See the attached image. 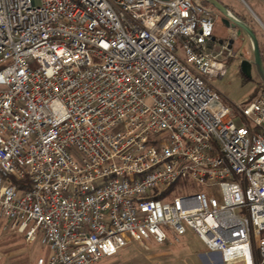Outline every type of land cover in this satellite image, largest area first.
<instances>
[{
  "label": "built area",
  "instance_id": "obj_1",
  "mask_svg": "<svg viewBox=\"0 0 264 264\" xmlns=\"http://www.w3.org/2000/svg\"><path fill=\"white\" fill-rule=\"evenodd\" d=\"M220 15L205 0H0V218L49 249L33 264H98L188 230L224 264H264V88L234 105L213 89L239 36L214 39Z\"/></svg>",
  "mask_w": 264,
  "mask_h": 264
},
{
  "label": "rangeland",
  "instance_id": "obj_2",
  "mask_svg": "<svg viewBox=\"0 0 264 264\" xmlns=\"http://www.w3.org/2000/svg\"><path fill=\"white\" fill-rule=\"evenodd\" d=\"M232 5L236 11L246 15L251 14L245 0H222ZM227 6V5H226ZM228 7V6H227ZM229 8V7H228ZM256 32H264L262 27H256L251 18L246 17ZM225 17L221 14L217 19L214 31V39H226L229 36ZM239 31V28L237 27ZM264 40V37L262 38ZM232 57L225 58L227 65L226 75L222 78H212L211 85L219 92L230 105H234L248 99L251 94L264 88V82L260 73L253 64L250 75L243 73L242 60L254 63V52L251 40L245 31L239 33L234 40ZM34 68L35 65L32 64ZM238 123V122H237ZM184 190L176 189L175 194H182ZM49 249L43 246L39 236L29 242L24 234L15 232L10 225L0 218V264H33L41 255H47ZM98 264H224L218 253L209 252L201 239L188 230L179 240L171 237L163 244L147 242L136 243L120 252L117 256L105 258ZM239 264V263H237Z\"/></svg>",
  "mask_w": 264,
  "mask_h": 264
},
{
  "label": "water",
  "instance_id": "obj_3",
  "mask_svg": "<svg viewBox=\"0 0 264 264\" xmlns=\"http://www.w3.org/2000/svg\"><path fill=\"white\" fill-rule=\"evenodd\" d=\"M206 1L220 11V13L225 17V21L227 24H231L232 26L238 27L239 33H241L242 31H245L247 33L253 46L255 59H254V63L246 59L242 60L241 69L243 73L249 76L252 70V66L253 64H255L264 82V64L259 49L258 38L254 32L252 25L247 21H245L244 19H242L241 17H239L237 14H235L232 10H230L221 0H206ZM221 43H223V40L221 41ZM233 44H234V39H231L229 48H232Z\"/></svg>",
  "mask_w": 264,
  "mask_h": 264
},
{
  "label": "crops",
  "instance_id": "obj_4",
  "mask_svg": "<svg viewBox=\"0 0 264 264\" xmlns=\"http://www.w3.org/2000/svg\"><path fill=\"white\" fill-rule=\"evenodd\" d=\"M245 1L246 2L248 1L247 2V5L249 6L248 8L251 10V13L254 15V17L251 14L246 15L241 11H236L234 7H232V5L230 4H227L225 2L224 4L227 5L230 10H232L235 14H237L239 17H241L245 21H247L246 17H249L251 18V21L256 25L257 28L260 26L264 29V0H245ZM247 22L249 23V21ZM252 26L254 27V25ZM258 31H259V28H258ZM259 35H260L259 38L262 39L264 37V32H259ZM216 40L220 42L222 39L221 40L216 39Z\"/></svg>",
  "mask_w": 264,
  "mask_h": 264
},
{
  "label": "trees",
  "instance_id": "obj_5",
  "mask_svg": "<svg viewBox=\"0 0 264 264\" xmlns=\"http://www.w3.org/2000/svg\"><path fill=\"white\" fill-rule=\"evenodd\" d=\"M206 3H208L206 0H205ZM253 27V26H252ZM254 29V32L258 38V43H259V49H260V53H261V57H262V60H263V64H264V40L260 39L259 36H258V33L256 32L255 28L253 27ZM258 90V89H257ZM257 90H255L251 96L249 98H251L256 92ZM24 183H22L21 185H23Z\"/></svg>",
  "mask_w": 264,
  "mask_h": 264
}]
</instances>
